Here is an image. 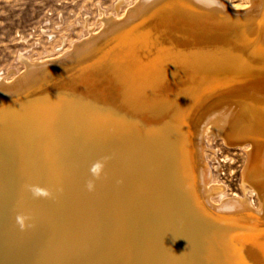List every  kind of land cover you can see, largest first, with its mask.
Here are the masks:
<instances>
[{"label": "bare ground", "instance_id": "obj_1", "mask_svg": "<svg viewBox=\"0 0 264 264\" xmlns=\"http://www.w3.org/2000/svg\"><path fill=\"white\" fill-rule=\"evenodd\" d=\"M125 16L0 82V264H264V0ZM209 126L250 145L222 204Z\"/></svg>", "mask_w": 264, "mask_h": 264}, {"label": "rangeland", "instance_id": "obj_2", "mask_svg": "<svg viewBox=\"0 0 264 264\" xmlns=\"http://www.w3.org/2000/svg\"><path fill=\"white\" fill-rule=\"evenodd\" d=\"M139 1L0 0V82L10 85L24 75L25 60L42 63L72 52L78 43L101 33L105 19H123ZM251 1L231 0V4L247 8ZM214 133L209 126L203 134L204 154L211 173L208 184L213 191L220 190L212 199L222 204L243 197L241 178L250 145L229 147ZM247 197L258 205L255 194Z\"/></svg>", "mask_w": 264, "mask_h": 264}, {"label": "clouds", "instance_id": "obj_3", "mask_svg": "<svg viewBox=\"0 0 264 264\" xmlns=\"http://www.w3.org/2000/svg\"><path fill=\"white\" fill-rule=\"evenodd\" d=\"M100 169H101V165L97 164V165H95V166L92 168V172H93L94 174H98V173L100 172ZM37 191L39 192L40 190H37Z\"/></svg>", "mask_w": 264, "mask_h": 264}]
</instances>
